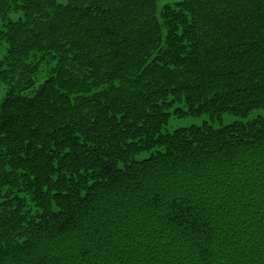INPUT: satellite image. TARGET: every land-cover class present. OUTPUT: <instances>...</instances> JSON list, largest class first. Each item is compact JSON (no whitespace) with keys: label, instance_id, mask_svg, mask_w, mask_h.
I'll return each instance as SVG.
<instances>
[{"label":"trees","instance_id":"trees-1","mask_svg":"<svg viewBox=\"0 0 264 264\" xmlns=\"http://www.w3.org/2000/svg\"><path fill=\"white\" fill-rule=\"evenodd\" d=\"M157 1L0 0V264H264V0Z\"/></svg>","mask_w":264,"mask_h":264},{"label":"rangeland","instance_id":"rangeland-1","mask_svg":"<svg viewBox=\"0 0 264 264\" xmlns=\"http://www.w3.org/2000/svg\"><path fill=\"white\" fill-rule=\"evenodd\" d=\"M57 1L64 2L65 0H57ZM176 1H180V0H158L157 1V15H159V12L164 4L173 3ZM17 16L18 15L16 14H11V17L14 19H16ZM5 49H6L5 44L1 43L0 44V58L3 57V55L5 54ZM40 69L41 71L38 75V83H40V81H42L47 75L48 66L43 64ZM5 92H6V86L4 84H1L0 86V105H1L3 98L5 97ZM258 116H264V108L253 111L246 119L250 120ZM246 119H241L237 116L230 115V114H224L221 116L220 119H214V120L210 119V117L207 114H203L201 116H186L182 118L171 116L168 121V124L163 128V131L171 132L174 129L179 128V127H186V126H191V125H201L203 122H207L213 127H219L221 125H226L236 120H246ZM148 155H149L148 152H143L142 154L138 156V158L147 157ZM21 195L24 196L23 194ZM26 206H27L26 210L30 209L32 213L36 212V210L33 208L32 204L30 203L27 197H26Z\"/></svg>","mask_w":264,"mask_h":264}]
</instances>
